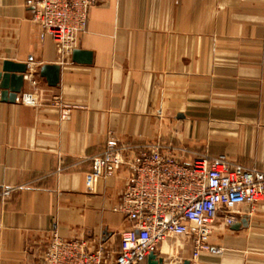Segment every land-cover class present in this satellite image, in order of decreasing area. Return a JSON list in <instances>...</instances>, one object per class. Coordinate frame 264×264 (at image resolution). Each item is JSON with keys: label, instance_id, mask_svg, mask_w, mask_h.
Listing matches in <instances>:
<instances>
[{"label": "crops", "instance_id": "obj_1", "mask_svg": "<svg viewBox=\"0 0 264 264\" xmlns=\"http://www.w3.org/2000/svg\"><path fill=\"white\" fill-rule=\"evenodd\" d=\"M25 2L0 0V71L27 63L41 88L38 103L21 101L33 90L24 74L16 101H0V264H43L50 229L118 251L130 171L86 183L111 136L264 172V0H91L75 47L86 63L40 38ZM44 64L59 65L56 85L39 75ZM240 210L245 227H212L220 254L194 258L187 235L155 252L164 264H264V199Z\"/></svg>", "mask_w": 264, "mask_h": 264}, {"label": "built area", "instance_id": "obj_2", "mask_svg": "<svg viewBox=\"0 0 264 264\" xmlns=\"http://www.w3.org/2000/svg\"><path fill=\"white\" fill-rule=\"evenodd\" d=\"M39 36L53 39L62 56L76 47L85 30L91 0H26ZM33 87L21 101L36 104L41 88L33 71L25 74ZM127 167L130 178L116 210L129 222L120 234L118 251L112 255L99 244L90 249L82 239H65L50 229L43 264H141L151 251L170 236H189L192 255L222 248L209 242L217 220L232 225L242 205L264 199V172L231 165L225 155H196L184 163L161 143L134 145L109 137L102 151L92 157L86 183Z\"/></svg>", "mask_w": 264, "mask_h": 264}, {"label": "water", "instance_id": "obj_3", "mask_svg": "<svg viewBox=\"0 0 264 264\" xmlns=\"http://www.w3.org/2000/svg\"><path fill=\"white\" fill-rule=\"evenodd\" d=\"M72 60L75 62H90L91 53L86 50L75 48L72 51ZM27 63H18L5 60L0 71V101L15 102L19 93L22 92L24 84V74L27 70ZM60 67L56 64H44L39 69V75L43 77L47 84L54 86L59 81ZM247 216L241 221L231 225L232 229H240L247 224ZM147 264H164L162 257L155 251H151L147 256ZM182 264H190L189 260H184Z\"/></svg>", "mask_w": 264, "mask_h": 264}]
</instances>
